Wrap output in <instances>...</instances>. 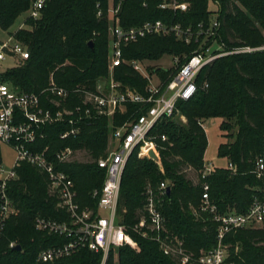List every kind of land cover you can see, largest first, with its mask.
Listing matches in <instances>:
<instances>
[{
	"label": "trees",
	"instance_id": "trees-1",
	"mask_svg": "<svg viewBox=\"0 0 264 264\" xmlns=\"http://www.w3.org/2000/svg\"><path fill=\"white\" fill-rule=\"evenodd\" d=\"M32 0H0V25L8 30L15 20L28 11ZM217 11L210 9L209 0H192L189 11L172 13L157 7L156 0H114L120 6L122 24L138 25L146 20L163 19L183 24L209 21L214 13L221 21V39L228 47L264 45V0H213ZM109 0H50L43 16L38 20L26 19L31 29H18L14 35L25 44L30 57L9 68L5 80L20 91L40 92L49 82L51 74L59 85L74 88H92L109 73ZM102 8L104 16L99 17ZM93 40L94 45L89 42ZM192 46L173 36H149L124 48L127 60L156 61L165 54H189ZM153 70L152 67H148ZM163 79L171 70L155 69ZM115 77L123 89L131 88L144 93L148 79L124 63L116 68ZM208 83V87L205 86ZM69 107L82 104L73 94ZM180 112L187 117L186 124L163 117L152 128L162 160V166L149 157H140L136 149L129 157L123 171L119 214L127 231L137 245L112 248L105 264H179L165 255L159 244L143 237L133 226L144 213L146 191L151 187L158 192L165 181L171 186V195L165 194L161 211L167 227L184 239L186 246L196 254L201 249L212 248L217 243L218 225L206 215H195L191 206L198 208L202 195L201 169L209 145L206 130L200 121L213 117L235 120L239 127L234 142L219 145L218 156L228 157L235 171L216 168L207 178L210 194L221 212L234 210L245 213L254 197L262 195L264 181L253 173L258 156L264 155V50L255 53L223 56L208 65L199 78V89L189 100L178 102ZM137 104H129L124 113L108 117L90 116L80 124V132L62 138L61 134L74 125L69 122L48 124L46 136L38 138L32 149L49 145V155L66 146L81 147L87 160L77 159L62 165L75 182L78 200L82 205H94L95 190H100L106 178V169L97 161L107 155L113 131L136 113ZM77 125V124H76ZM227 124L222 123V128ZM167 135L162 140L161 135ZM0 147V163H2ZM196 173L195 178L188 176ZM19 179L12 184L11 196L20 208L11 217L0 238V264H102L103 252L83 248L70 256L54 261L38 260L40 250L63 243L59 236L38 231L34 219L38 214L57 217V199L49 192L48 179L39 169L24 164L18 170ZM16 242L11 247V242ZM230 258L235 264H264V224L234 230L227 234ZM20 245L21 249L16 247ZM197 264V263H194Z\"/></svg>",
	"mask_w": 264,
	"mask_h": 264
},
{
	"label": "built area",
	"instance_id": "built-area-1",
	"mask_svg": "<svg viewBox=\"0 0 264 264\" xmlns=\"http://www.w3.org/2000/svg\"><path fill=\"white\" fill-rule=\"evenodd\" d=\"M49 1L32 0L28 18L40 19ZM156 1L159 9L172 13L187 12L192 6V0ZM98 16H104L102 8H99ZM107 19L110 36L109 73L92 88L59 85L53 72L48 84L40 92L16 89L5 80L4 73L7 69H2L3 62L11 56L21 64L30 57V52L15 35H11L6 41H0V147L7 145L15 153L10 168L0 163V238L8 220L20 212L17 202L11 196V188L19 179V168L29 164L47 177L49 192L57 199L56 208L59 213L57 217L38 214L34 219V226L47 235L65 239L63 243L40 250L38 260L41 262L54 261L87 248L103 252L102 264H105L112 248L122 245L135 248L137 243L127 231L126 225L120 221L119 214L122 175L130 155L139 149L140 157H149L151 148L160 155L155 137L150 135L152 128L163 117H174L181 113L178 102L189 100L197 93L200 75L208 65L223 56L264 50V45L228 47L221 39L218 14L207 22L183 24L156 19L125 26L121 21L120 6L112 5L107 11ZM24 27L26 26L23 24L21 28ZM149 36H173L193 47L189 54L184 55V61L180 55H172L173 67L166 79L157 72L151 73L147 61L127 60L124 57L125 47ZM124 63L148 79L144 93L131 88L123 89L122 83L116 79V68ZM205 86L208 87V83ZM73 94L82 99V104H77L74 108L69 107ZM132 103L137 104L142 112L136 113L111 134L107 155L97 161L100 167L106 169L102 188L95 190L93 194L97 202L94 205H82L78 200L75 182L62 165L77 160L84 149L66 146L49 155V145L42 149H32L30 145L35 144L39 137L46 136L48 124L69 122L74 125L61 134L62 138H66L80 132V124L87 117L105 116L112 120L118 112L124 113ZM200 124L205 129V122L200 121ZM161 139L165 141L168 137L163 134ZM227 168L235 171V165L231 161ZM215 169L212 162H204L201 169L203 183L200 204L198 208L191 206L196 216L206 215L217 223L215 246L201 249L196 254L188 249L183 238L170 232L161 211L163 196L167 194L168 187L165 181L160 184L158 192L151 187L147 189L144 213L133 230L157 242L163 253L179 264H235L230 258L226 236L237 229L264 224V189L262 195L254 197L247 212H221L211 197L210 184L207 182ZM253 173L264 181V155L255 159ZM101 209L109 210V215H102ZM16 245L14 241L10 243L11 247Z\"/></svg>",
	"mask_w": 264,
	"mask_h": 264
},
{
	"label": "rangeland",
	"instance_id": "rangeland-1",
	"mask_svg": "<svg viewBox=\"0 0 264 264\" xmlns=\"http://www.w3.org/2000/svg\"><path fill=\"white\" fill-rule=\"evenodd\" d=\"M112 5L115 6L114 0H109L108 6H107V11L112 8ZM209 6L210 9L213 11H217L219 9V5L217 2H214L213 0H209ZM29 12L26 11L22 13L14 22V24L8 29L5 30L1 27L0 25V41H6L9 39L11 33H15L20 26L25 23V20L28 18ZM217 16V13H214L212 15V18H215ZM26 29H31V27L26 26ZM93 41V40H91ZM94 42V41H93ZM17 60L15 58L8 56L5 61L3 62V70L12 68L17 66ZM147 66L152 67L153 70H149L151 73L157 72L155 71L156 68L158 67H164L168 68L171 70L173 67V57L170 54H165L163 57H161L159 60L156 61H147ZM158 73V72H157ZM159 74V73H158ZM173 120L181 122L183 124H186L187 122V117L183 115L182 113L175 115L173 117ZM205 122V130L208 136V141L209 145L205 154V157L208 161H213L216 164H221V165H226L227 164V159L226 158H221L218 156V147L221 143L223 142H229L232 143L235 141L237 133L239 131V127L235 124L234 119L230 118H225V117H213L209 119L203 120ZM226 123L227 125L222 128V123ZM110 141H111V136H110ZM109 141V142H110ZM1 152H2V159H3V164L10 168L13 163V158L15 156L14 151L11 149V147L7 145H2L1 146ZM78 159L81 160H87L88 158L85 157V151L81 152L78 155ZM189 177H196V173L194 171H189L188 172ZM102 215H109V210H100ZM122 220V217L120 215V221ZM263 225H259L258 227H262ZM132 247V246H131ZM134 248V247H133ZM115 261L116 264L118 263V252L115 249Z\"/></svg>",
	"mask_w": 264,
	"mask_h": 264
},
{
	"label": "water",
	"instance_id": "water-1",
	"mask_svg": "<svg viewBox=\"0 0 264 264\" xmlns=\"http://www.w3.org/2000/svg\"><path fill=\"white\" fill-rule=\"evenodd\" d=\"M89 45H90V46H93V45H94V42H93V41H90V42H89ZM148 155H149V157H150L151 159H153V160H154L155 162H157L160 166H162V160H161V157H160V155L158 154V152H157L154 148H151V149L149 150ZM171 191H172L171 186H168V187H167V194H168L169 196L171 195ZM16 248H17L18 250H20V249H21V246L18 245Z\"/></svg>",
	"mask_w": 264,
	"mask_h": 264
},
{
	"label": "crops",
	"instance_id": "crops-1",
	"mask_svg": "<svg viewBox=\"0 0 264 264\" xmlns=\"http://www.w3.org/2000/svg\"><path fill=\"white\" fill-rule=\"evenodd\" d=\"M25 26H27V22H26V20H25V23H23ZM22 24V25H23ZM22 25L20 26V28L19 29H22L21 27H22ZM25 28V27H24ZM11 35H14V33H11L10 34V36ZM18 64V63H17ZM219 148V147H218ZM220 157V156H219ZM221 158H226L227 159V164L226 165H221V164H216V163H214L213 161H211L215 166H216V168H227L228 167V164H229V162H230V159L228 158V157H221ZM14 159V158H13ZM205 161H208L207 159H206V157H205ZM210 162V161H209ZM3 163V162H2Z\"/></svg>",
	"mask_w": 264,
	"mask_h": 264
}]
</instances>
